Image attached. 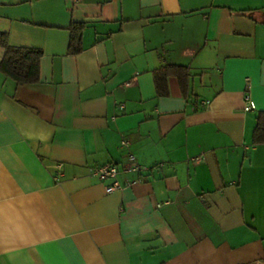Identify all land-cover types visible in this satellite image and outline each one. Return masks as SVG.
Here are the masks:
<instances>
[{"label":"crops","instance_id":"crops-1","mask_svg":"<svg viewBox=\"0 0 264 264\" xmlns=\"http://www.w3.org/2000/svg\"><path fill=\"white\" fill-rule=\"evenodd\" d=\"M0 30L43 49L36 82L0 69V264H264V0H0Z\"/></svg>","mask_w":264,"mask_h":264},{"label":"trees","instance_id":"trees-1","mask_svg":"<svg viewBox=\"0 0 264 264\" xmlns=\"http://www.w3.org/2000/svg\"><path fill=\"white\" fill-rule=\"evenodd\" d=\"M86 23L74 21L70 26L71 52L82 49L81 41ZM0 44L6 49L5 55L0 62V69L12 76L19 84L32 83L40 79V60L43 49L30 46L11 45L8 34L0 30ZM176 75L181 88L186 92L189 88L190 69L180 63H166L154 71V80L159 95L169 94V77ZM257 122L253 128L252 141L254 144H264V111L256 116Z\"/></svg>","mask_w":264,"mask_h":264},{"label":"built area","instance_id":"built-area-1","mask_svg":"<svg viewBox=\"0 0 264 264\" xmlns=\"http://www.w3.org/2000/svg\"><path fill=\"white\" fill-rule=\"evenodd\" d=\"M256 106L252 101H248L246 103V108L245 111H250V109L255 108ZM129 140L123 139L122 144L128 145ZM149 169V166L145 164H141L136 160V156L134 153L129 152L128 154V160L124 163L123 167H120L119 164L114 163V162H108L99 166H96L94 171L96 174L100 176L102 180H106L107 178H113V180L109 183H107L106 190L107 192H112L117 189H121L124 187V185H130L138 180H142V176H139V178L135 179H129L125 184H123L120 179L118 178L120 173L122 171H134V172H140L142 173L143 171Z\"/></svg>","mask_w":264,"mask_h":264}]
</instances>
